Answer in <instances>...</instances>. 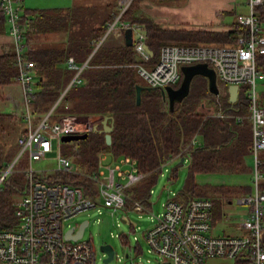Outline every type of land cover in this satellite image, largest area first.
<instances>
[{"label": "built area", "instance_id": "built-area-1", "mask_svg": "<svg viewBox=\"0 0 264 264\" xmlns=\"http://www.w3.org/2000/svg\"><path fill=\"white\" fill-rule=\"evenodd\" d=\"M131 1H116L118 12L106 23V31L96 46L114 28L130 30L136 56L147 61L150 59V51L146 46L142 26L120 20ZM262 2L246 1V12L237 14L234 21L242 31L231 44L164 45L153 67L148 68L139 63L129 65L136 69L148 87L163 89L179 82L181 66L207 64L213 69L216 80L226 88L233 85L237 87L235 103L244 102L247 108L246 115H242L237 112L238 106L231 103L228 111H217L215 116L219 119L232 118L237 124L248 119L251 128V190L236 200L247 208V214L241 218L245 233L240 236L213 235V201L207 197H193L183 201L175 196L165 202L162 213L144 231L143 237L149 250L160 258L157 264H205L206 260L214 258L233 260L234 264H264V247L261 242L264 215V190L261 186L264 184V173L260 169L264 157L259 156L264 152V92L261 93L262 90L259 91L257 86V81L264 79V75L256 68L257 55L264 54V28L254 10ZM0 11L13 41L16 80L23 95L21 118L24 122V131L18 137L19 154L10 165L0 169V183L15 172L16 161L24 154L29 164L33 160L44 159L52 151L53 142H56L58 151L53 171L67 175L78 174L69 158L60 153L61 138L87 132L92 129V123L79 121L73 115L61 116L50 123V112L39 120L35 119L31 102L36 82V63L25 57L31 45L23 36L21 0H0ZM66 66L76 71L66 85L67 89L82 84L80 73L83 66L76 65L72 59H67ZM65 92L60 94V99ZM190 144L196 145L194 137ZM172 159L181 158L178 155ZM21 171L25 173L26 182L22 194L14 202L18 223L13 229L0 230V264H95L92 238L90 241H81L82 236L76 240L65 238L67 230L71 229V235H74L81 223L64 231L63 220L95 207L96 199L112 211H127L130 208L139 212L147 210L142 200L132 198L125 191L145 177L138 170L136 161L129 156L115 157L109 152H100L96 172L86 175L95 186V189L89 187L88 190L74 184L43 180L31 165Z\"/></svg>", "mask_w": 264, "mask_h": 264}, {"label": "trees", "instance_id": "trees-1", "mask_svg": "<svg viewBox=\"0 0 264 264\" xmlns=\"http://www.w3.org/2000/svg\"><path fill=\"white\" fill-rule=\"evenodd\" d=\"M142 1L132 0L120 20L142 26L146 35V46L150 51V59L140 60L136 56L133 43L111 48L99 46L96 49L88 61V66L80 73L83 83L70 86L48 116L50 123L64 115L98 117L97 130H88L87 137L78 140L76 142L78 148L70 154L79 173L67 175L53 171L39 177L50 183L63 182L81 186L84 190H88L89 187L95 189L86 175L96 172L98 154L109 152L115 157L133 158L138 170L145 174V184L148 186L155 181L163 163L179 155L180 158H189V166L185 185L176 196L178 199L188 201L193 197H205L214 191H231L222 187L203 188L194 180L197 173H241L249 170L244 163L245 156L250 152L246 147L249 143L247 139L227 129L223 121L203 130L207 125L209 114L205 112L206 108L199 106V101L201 98H208L211 101L209 97L212 94L208 91L207 85L202 81L199 82L198 91L191 95L189 92L187 97L180 104H175L172 110L163 99L160 89L145 86L140 92V102L137 104L136 86L142 84L138 80L136 69L129 65L139 63L148 68L153 67L159 59L160 48L164 45L231 44L242 30L235 22L231 23L229 29L221 31L165 29L141 10ZM149 1L153 4L170 5L187 0ZM254 10L259 23L264 28V0ZM32 12L34 11H25L21 24L23 36L31 45L25 57L36 63V82L31 109L35 119L39 120L51 109L68 83V71L64 73L67 69L60 68L59 64H62L69 55L78 56L83 53L84 57L87 56L92 50L91 43L100 40L105 33L107 21L89 28L86 33L84 31L86 21H83L82 34V27H80L82 22H58L46 11H37L32 19H27L25 16ZM59 29L70 31L66 45L34 48V40L39 34ZM4 31L5 20L0 11V33ZM256 68L264 75V54L257 55ZM16 76V55L11 48L0 54V103L7 100L9 87L18 84ZM181 78L175 86L180 84ZM221 85L223 92L218 97L223 99L227 107H230L227 88ZM239 102L241 101L234 104L235 107L238 106L237 112L246 115V104ZM104 116H108V123H112L109 145L105 142V133L98 131L102 129L100 121ZM15 118V114L0 112V120L12 121ZM23 131L24 128L20 130V133ZM199 132L202 134L203 143L193 147L190 140ZM232 138L234 141H230ZM224 147L228 148L227 151L220 152ZM5 167V164L0 162V169ZM260 169L264 173V164ZM25 182V173L15 171L0 183V230L13 229L17 225L14 202L22 194ZM261 188L264 190V184ZM129 191L137 200L144 202L146 199L147 194L144 190L130 189ZM238 191L249 193L250 188L241 187ZM213 204V210H218L220 201L213 200ZM261 242L264 247V228L261 233Z\"/></svg>", "mask_w": 264, "mask_h": 264}, {"label": "rangeland", "instance_id": "rangeland-1", "mask_svg": "<svg viewBox=\"0 0 264 264\" xmlns=\"http://www.w3.org/2000/svg\"><path fill=\"white\" fill-rule=\"evenodd\" d=\"M214 1V0H212ZM222 7L221 10H226L227 12L224 13L223 18L217 23L216 19L207 22V24H211L213 28L221 23L222 21L224 24H231L235 21V17L239 13L246 12L245 3L247 0H232V9H228V7H224V4L227 3L228 0H221ZM238 3H234V2ZM183 2H175L173 5L183 4ZM235 4V5H234ZM208 6H200V12L205 11ZM230 6V5H229ZM229 10V11H228ZM213 14V13H212ZM95 20L88 21L84 23V31L89 30V28L97 26L100 24L101 21L100 17L97 13L94 14ZM194 23L191 22H184L180 25L182 29L190 30V26L193 27ZM225 26V25H224ZM81 31L83 34V23H81ZM188 27V28H187ZM210 27V26H209ZM180 28V29H181ZM206 29H212L208 27H204ZM83 37V35H82ZM7 41V38L5 37ZM212 45H223V44H212ZM68 71V83L71 81L73 76L75 75L76 71L73 69L67 68L64 70V73ZM66 75V74H65ZM67 76V75H66ZM67 79V77H66ZM139 82L143 86H147L145 81L138 76ZM203 82L205 85L206 79L201 78V76H195L191 81V88L189 90L190 95L198 91L199 82ZM67 83V84H68ZM216 84L220 89V93L222 94L223 88L221 83L216 80ZM14 88L12 89V94L14 96L13 100L7 101L6 104L1 105V109L3 111L0 112H7L16 115V118L12 121L9 120H0V162L4 163L5 166H8L12 163V161L16 158L19 154L20 146L18 144V137L20 136V130L24 128V122L20 116V105L22 102V94L19 84H14ZM257 86L259 91L262 90L261 93L264 92V79L257 81ZM211 99L210 102L205 103L207 108L210 109L211 114L207 117V125L203 128V130L208 129L209 127H213L216 124H219L220 121L225 122V126L227 129L236 132L237 134L242 135L244 139H247L249 143L247 144V149L250 151L251 148V128L250 122L248 119H244L243 123L237 124L234 120H226V119H219L215 116V112L217 111H228L229 106L227 107L223 99L216 95H211L209 97ZM15 103V104H13ZM19 114V115H17ZM44 116V115H43ZM79 121H87L90 123H95L96 118H89V117H77ZM85 132V131H84ZM197 139V142L202 145V134L196 133L194 135ZM194 137V138H195ZM77 141H70V142H61L59 149L60 153L69 158L71 164L74 168H76L72 153L78 148L76 143ZM53 149L51 152L45 155L44 159L33 160L30 162L27 159L26 154H24L19 160L16 161L15 164V171L25 170L28 167L33 168L34 171L39 176L49 174L53 172L56 167L55 158L57 157V148L56 142L52 143ZM195 147V146H194ZM227 147L221 149L220 152L227 151ZM67 154V155H66ZM248 155V154H247ZM245 156V159L247 157ZM261 157L264 156V152H261ZM109 161V159H108ZM107 161V163H108ZM248 165H251L250 157H247ZM106 163V162H104ZM188 166H189V158L185 157L182 162L180 159H172L166 160L163 163L160 172L157 174L155 181L151 185L145 184V179H141L140 181L130 185L125 189L127 193L130 194L132 198H135L130 189H138L144 190L146 192V199L144 200V205L147 207L146 211H135L132 208L126 210H117L112 211L111 208L104 207L102 202L99 199H96L95 207L90 208L88 210L82 211L70 218L63 220L62 228L63 230H67L70 227L78 226L83 221H87L88 224L85 226L81 241H90L92 238V243L95 246V264H103V260L107 257L105 251L101 250V246L105 244H109L113 247L114 250V257L112 260L106 262L105 264H132L134 262H142L143 264H157L160 260L159 256L151 252L149 247L147 246L144 240V231L147 230L152 226L154 221L156 220V216L161 214L163 211V206L168 199L174 198L180 191L183 189L186 181V177L188 175ZM78 169V168H76ZM196 175V174H195ZM211 175H204L198 177V183H195L203 188H209L213 186L211 184ZM195 180V177H194ZM207 198L213 200V196L211 193H208ZM18 198V197H17ZM16 198V199H17ZM137 199V198H136ZM224 203L220 205L218 210H216V218L213 220L214 227L212 229L213 235H231L235 231L232 230L230 221L225 219L223 216L225 212L230 216L232 219L231 222H238V219L241 218V213L244 211L243 207H240L236 204V201L232 200V203L227 205L226 198H223ZM223 214V215H222ZM124 220V221H123ZM235 222V223H236ZM205 264H234L233 260L229 259H220L214 258L205 261Z\"/></svg>", "mask_w": 264, "mask_h": 264}, {"label": "crops", "instance_id": "crops-1", "mask_svg": "<svg viewBox=\"0 0 264 264\" xmlns=\"http://www.w3.org/2000/svg\"><path fill=\"white\" fill-rule=\"evenodd\" d=\"M116 1L117 0H21V16L25 15V11H34L25 16L27 19H32L37 11H46L50 15H52L54 19L57 20L58 22L66 23V22L76 21V22L83 23V21L88 22V21L95 20V18H92V17H95L94 14L97 13L100 17L99 21L108 22L112 19L114 14H116V11H117ZM221 2H222L221 0H214V1L212 0H187L183 4H178V5L175 4L171 6V5H165V4H153L149 0H143L140 3V8L155 23L159 24L162 28H165V29H180L181 24H183L184 22L187 23L189 21L191 23H194L193 24L194 26L193 27L190 26L189 29H206L204 27H208V28H212V30L221 31V30L229 29V26L231 24L229 25L224 24V22L222 21L221 23L215 26L216 28L211 27L212 26L211 24H207V22L212 21L214 19H216V22L218 23L221 20V17L223 18L224 13L227 12L226 10L223 11L220 9L223 6ZM205 5L208 7L209 5H212V6H210V8H207L205 11L200 12L199 7L205 6ZM224 7H228L229 10L232 9L231 8L232 0H228L227 3L224 4ZM69 32L70 31H67L65 29L63 30L59 29V30H54V31L46 32V33H41L37 36V39L34 40V48L63 47L64 45L67 44L69 40ZM5 37L7 38V41L5 40ZM125 38L126 36H125L124 30H120L119 28H114L110 32L108 37L105 38L98 46H96L98 41H94L91 43L92 50L89 54H87V56L84 57L83 53L79 54L78 56L69 55L66 57V59L64 60L62 64H59V67L60 68L65 67L67 69L66 61L67 59H72L76 65L80 67L83 66V68H85L88 66V61L90 57L92 56V54L96 51V49L99 46H102L105 48L121 47L126 44ZM131 43H132V36H131ZM12 46H13V41L7 32V25L5 22V31L3 33H0V54L3 51L11 49ZM13 88H14L13 85L9 87V92H8L9 94L6 96L7 100L0 103V107L3 103L6 104L7 101H10V99L13 100V97H12L14 96L12 94ZM21 94H22V90H21ZM0 111H3V110L0 108ZM22 111H23V95H22V102L20 105V116L22 114ZM205 112L208 114H211V111L208 108L205 109ZM4 113H7V112L4 111ZM89 118H96L95 123H92V128H93L94 125H96V122L98 121V117L89 116ZM226 120L232 121V118H227ZM96 128H97V125H96ZM194 139L196 141V145L194 146L195 147L200 146V143L197 142L196 137ZM230 141H234V138H232V140ZM247 157H250V152L247 155ZM247 157L244 162L245 165L249 167V170L247 172L197 173L195 175V181L198 183V177L202 176V174L208 175V176L211 175L212 176L211 184L213 185L211 187H214V188L222 187V188L231 189V191L229 190L214 191L212 193V196H213L212 199L220 201V205L224 203V200H222L223 198H226V203L227 205H229L232 203V200L236 201L240 197L248 194V193H241L240 191H238V188L249 187L251 190V180H252L251 165L250 164L248 165L249 162H247ZM236 204L244 208V211L241 213L242 215L241 218H242L243 216L247 214V208L241 203H238L237 201H236ZM213 209H214V206L212 207V210H211L212 229L214 227L213 220H215L216 218V210H217V209L216 210H213ZM223 217L230 221V225H231L230 228H232V230L235 231L230 236H240L245 233V230L243 229L241 225V218L238 219V222L235 221L236 222L235 223V222H231L232 219L226 212ZM262 224L264 228V215L262 217Z\"/></svg>", "mask_w": 264, "mask_h": 264}, {"label": "water", "instance_id": "water-1", "mask_svg": "<svg viewBox=\"0 0 264 264\" xmlns=\"http://www.w3.org/2000/svg\"><path fill=\"white\" fill-rule=\"evenodd\" d=\"M125 36H126L125 38L126 44L131 45V31L130 30L125 31ZM180 70L182 73V79L177 88L174 89L172 86H166L163 89H160L163 99L164 100L167 99L170 110L173 109L175 104H180L182 100L189 94L190 83L195 76L205 77L207 79L208 91L211 94L216 95V96L219 94V88L216 84L215 73L213 69L210 68L207 64L198 63V64H193V65H184L180 67ZM143 88L144 87L141 85L136 86V103L137 104H139L140 102V92ZM66 89H67V86L64 88L63 92H65ZM226 91L228 94V102L235 103L236 98H237V87L234 85L228 86ZM60 96L58 97L54 105L51 107L50 111L59 101ZM108 120H109V117L104 116L101 120L102 129L98 130L100 132L105 133L104 136H105V142L107 145L111 143L110 132L112 130V123H108ZM92 130L94 131L97 130L96 125H94ZM86 137H87V132H83V133H78V134L65 135L61 138V141L62 142L78 141V140H83ZM182 161H183V158L180 160V162ZM87 223H88L87 221H83L79 225L78 230L76 231L74 235H71V229L67 230L65 232V238L70 239V240H76L78 238H81L83 234V229L87 225ZM100 248L102 251H105L107 254V257L103 260V264L113 259L114 250L111 245L105 244V245H102ZM139 264H142V263H139Z\"/></svg>", "mask_w": 264, "mask_h": 264}, {"label": "flooded vegetation", "instance_id": "flooded-vegetation-1", "mask_svg": "<svg viewBox=\"0 0 264 264\" xmlns=\"http://www.w3.org/2000/svg\"><path fill=\"white\" fill-rule=\"evenodd\" d=\"M201 78L206 79V78L203 77V76H201ZM206 82H207V79H206ZM178 86H179V85H178ZM178 86H172V87L175 89V88H177ZM218 88H219V87H218ZM219 92H220V89H219ZM186 97H187V96H186ZM186 97H185V98H186ZM185 98H184V99H185ZM184 99H183V100H184ZM183 100H182V101H183ZM165 101L167 102V99H166ZM207 102H210V100H209L208 98H201L200 101H199V106L202 107L203 109H204V108H207V106H206V104H205V103H207ZM167 105H168V102H167ZM168 107H169V105H168Z\"/></svg>", "mask_w": 264, "mask_h": 264}]
</instances>
